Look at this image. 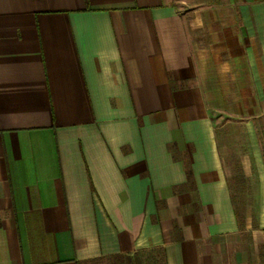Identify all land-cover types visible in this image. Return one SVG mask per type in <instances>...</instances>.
Instances as JSON below:
<instances>
[{
  "label": "crops",
  "instance_id": "crops-1",
  "mask_svg": "<svg viewBox=\"0 0 264 264\" xmlns=\"http://www.w3.org/2000/svg\"><path fill=\"white\" fill-rule=\"evenodd\" d=\"M205 1L0 0V264H264V0Z\"/></svg>",
  "mask_w": 264,
  "mask_h": 264
},
{
  "label": "rangeland",
  "instance_id": "rangeland-1",
  "mask_svg": "<svg viewBox=\"0 0 264 264\" xmlns=\"http://www.w3.org/2000/svg\"><path fill=\"white\" fill-rule=\"evenodd\" d=\"M203 5L208 4L207 1L202 0ZM225 117L222 118V122H225ZM257 124V121H256ZM237 125V123H235ZM240 125V124H239ZM235 137L237 139L242 140L243 139V133L242 132H235ZM238 166V165H237ZM245 198V197H241ZM252 198V197H250ZM81 264H163L160 252L151 249V250H142L137 251L132 256H105V257H99L94 258L91 260H87L82 262Z\"/></svg>",
  "mask_w": 264,
  "mask_h": 264
}]
</instances>
